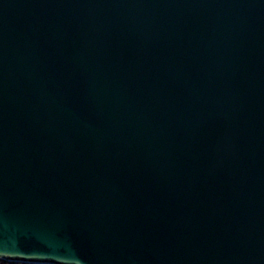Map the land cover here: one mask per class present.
Instances as JSON below:
<instances>
[{
  "label": "water",
  "instance_id": "obj_1",
  "mask_svg": "<svg viewBox=\"0 0 264 264\" xmlns=\"http://www.w3.org/2000/svg\"><path fill=\"white\" fill-rule=\"evenodd\" d=\"M0 258L264 264V0H0Z\"/></svg>",
  "mask_w": 264,
  "mask_h": 264
},
{
  "label": "built area",
  "instance_id": "obj_2",
  "mask_svg": "<svg viewBox=\"0 0 264 264\" xmlns=\"http://www.w3.org/2000/svg\"><path fill=\"white\" fill-rule=\"evenodd\" d=\"M0 264H52L49 262H30L21 260H4L0 258Z\"/></svg>",
  "mask_w": 264,
  "mask_h": 264
}]
</instances>
